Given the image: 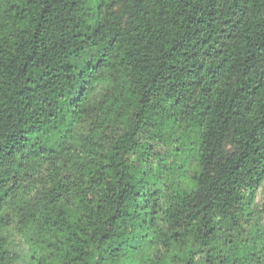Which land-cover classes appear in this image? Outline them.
<instances>
[{"label":"trees","instance_id":"trees-1","mask_svg":"<svg viewBox=\"0 0 264 264\" xmlns=\"http://www.w3.org/2000/svg\"><path fill=\"white\" fill-rule=\"evenodd\" d=\"M263 182L264 0H0V264H264Z\"/></svg>","mask_w":264,"mask_h":264},{"label":"rangeland","instance_id":"rangeland-1","mask_svg":"<svg viewBox=\"0 0 264 264\" xmlns=\"http://www.w3.org/2000/svg\"><path fill=\"white\" fill-rule=\"evenodd\" d=\"M253 205L257 209V213H259V220L264 224V182L255 196ZM16 238L17 237L13 235L11 239L15 241Z\"/></svg>","mask_w":264,"mask_h":264}]
</instances>
